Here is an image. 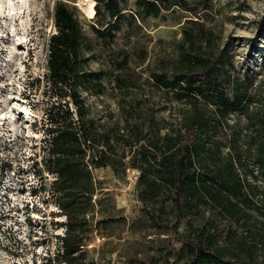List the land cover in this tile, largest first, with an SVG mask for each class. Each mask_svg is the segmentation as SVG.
I'll list each match as a JSON object with an SVG mask.
<instances>
[{"label":"rangeland","instance_id":"rangeland-1","mask_svg":"<svg viewBox=\"0 0 264 264\" xmlns=\"http://www.w3.org/2000/svg\"><path fill=\"white\" fill-rule=\"evenodd\" d=\"M54 1L24 0L21 13L11 19V4L19 3L0 0V264H57L55 234L62 228L55 222L64 217L47 192L53 175L44 169L43 148L44 112L59 99L44 76L48 37L55 30ZM188 1L196 13L175 5L157 18L132 20L133 0H121L124 16L108 40L92 31V25L108 21L106 12L99 19L88 12L94 0H66L86 36L81 68L103 83L98 93L79 87L100 136L89 149L105 151L104 164L89 167L93 220L103 219L85 238L92 264H183L191 255L188 241L205 242L201 228L211 234L213 250L264 264V172L254 157L264 137V0ZM184 25L209 28L211 33L199 40L202 48L223 49L229 77L247 79L246 109L217 117L207 142L213 154L218 146L220 156H244L237 165L243 189L233 198L239 209L232 213L202 204L177 209L167 186L154 197L141 192L145 178H156L151 154L166 150L164 134L184 132L190 111L184 97L160 89L149 74L160 59L178 58ZM124 58L127 65L121 66ZM201 153L202 165L223 167ZM147 210L159 216L157 223Z\"/></svg>","mask_w":264,"mask_h":264},{"label":"trees","instance_id":"trees-1","mask_svg":"<svg viewBox=\"0 0 264 264\" xmlns=\"http://www.w3.org/2000/svg\"><path fill=\"white\" fill-rule=\"evenodd\" d=\"M120 1L94 0L96 17L102 18L104 12L108 16L105 24L91 26L97 39L114 37V28L124 16ZM133 3L136 12L129 14L132 20L157 18L175 5L191 13L197 12L188 0H133ZM190 22L198 24L194 20ZM53 24L55 30L48 37L44 76L47 86L59 92V99L44 112L43 148L46 149L44 169L53 175L47 192L58 209L57 215L64 217L55 222L56 227L62 228V233L55 234L57 252L54 256L57 264H92L86 257L85 238L103 219L93 220L95 188L89 167L104 164L105 151L95 153L89 149L93 141L99 142L100 136L93 120L87 116L79 87L98 93L102 91L103 83L95 73L81 68L80 53L86 44V36L66 0L54 1ZM182 33L184 39L179 45L181 51L178 58L172 63L168 59H160L159 65L152 68L149 74L160 89L184 97L190 111L183 123L184 132L174 136L164 134L166 150L151 154L157 164L156 178H145L146 184L141 192L154 197L162 187L167 186L173 194L172 204L177 209L190 210L202 204L232 213L239 209L233 198H237L243 189L244 182L237 165L242 163L244 156L241 153L236 159L230 154L220 156L218 146L213 154V148L207 142L210 130L219 121L217 117L223 118L229 112L246 109L247 79L229 77L224 66L223 49L202 48L199 40L211 33L209 28L196 30L184 25ZM120 63L121 66L127 65V59H122ZM66 98L67 101L61 102ZM208 106L215 112H209ZM201 152L210 154L223 163V167L202 165L199 162ZM142 153L147 157L145 151ZM254 157L264 172V137ZM148 161L151 162L149 158ZM146 214L153 223L160 219L150 210ZM199 233L205 242L188 241L191 255L183 264H263L252 258L240 260L226 257L221 251L212 249L208 230L201 228Z\"/></svg>","mask_w":264,"mask_h":264},{"label":"bare ground","instance_id":"bare-ground-1","mask_svg":"<svg viewBox=\"0 0 264 264\" xmlns=\"http://www.w3.org/2000/svg\"><path fill=\"white\" fill-rule=\"evenodd\" d=\"M16 2H18L19 5L15 7L14 5L11 4V10H10V11H12V12L8 13V14L10 15L11 19H13L14 17L17 16L16 11H18V12L21 13L22 8L24 7V0H16ZM18 3H17V4H18ZM88 8H89V9H88V12H89L90 14H92L93 11H94L93 6L90 5ZM14 12H15V14H14ZM13 16H14V17H13ZM12 17H13V18H12ZM17 18H18V17H17ZM14 19H15V18H14ZM15 55H16V53H15V54H12L11 57L14 58ZM25 109H27V108H25ZM25 113H30V111H29V110H28V111L26 110ZM32 217H33V218H38V215H37L36 213H33V214H32Z\"/></svg>","mask_w":264,"mask_h":264}]
</instances>
